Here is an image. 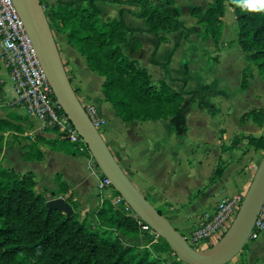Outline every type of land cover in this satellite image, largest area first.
I'll return each mask as SVG.
<instances>
[{"label":"crops","instance_id":"crops-1","mask_svg":"<svg viewBox=\"0 0 264 264\" xmlns=\"http://www.w3.org/2000/svg\"><path fill=\"white\" fill-rule=\"evenodd\" d=\"M41 1L49 6L56 2ZM152 1L158 7L166 3V0ZM174 2L176 6V0ZM188 3L190 5L187 4V11L190 12L194 7L205 9L210 0H188ZM102 4L110 3H96L100 11ZM111 5L117 7L114 18L103 19L101 13L102 21L116 19L121 8L137 11L134 7ZM123 18L129 27H145L143 20L129 14H125ZM183 25V30L173 29L171 33L161 34L166 41L159 46L153 56L159 64L167 63L171 56L167 72L149 62L156 43L155 37L149 34L135 35L140 40L142 48L132 58L144 67L151 77V72L157 74L158 81L153 82L155 85L164 81L176 92L198 91V95L184 110L186 127L181 136L173 133L167 120L130 124L121 122L109 103L104 101L101 92L103 78L89 70L85 59L67 44L64 34L55 30L52 32L67 76L77 91L80 103L94 104L99 115L106 121L101 136L116 161L137 189L150 199L149 202L156 209L163 212L171 225L187 240L201 217L211 215L220 202L236 195H244L262 155L261 151L246 150L245 141L233 150L221 151V148L229 146L235 136H264V126L259 128L251 122L238 123L239 116L252 109L248 108V103L257 97L255 88L259 86L260 89L263 86L254 71L249 88L245 91L240 89L239 83L241 72L246 66V55L239 50L234 41L231 45L222 46L226 43L225 24L218 49L211 41H203L198 37V29L193 18L190 24ZM199 41L200 49H197L196 44ZM176 44L178 46L172 53ZM198 52L207 55L214 65L207 66L205 61H201L200 58L197 60ZM228 54L233 56L231 58L234 64L224 68L223 58ZM179 62L182 64H178ZM175 65L179 66L176 72L173 70ZM2 66L0 64V118L20 125L23 132H0V165L18 174L31 173L39 188L48 187L50 183L58 193L54 198L65 200L71 196L75 210L78 209L82 217L87 213L89 215L95 213L101 205V196L97 191L101 173L88 157L54 150L34 140L35 137H42L47 141L60 138L55 130L45 127L41 121L17 105L13 93L10 98L8 97V85H12V82L7 70ZM195 71L200 72L201 83L192 87L191 75H196ZM171 73L178 75L172 76ZM171 79L173 81H170ZM233 110L236 111L235 116L238 113L239 116L238 122L232 124L227 119ZM188 114H191L194 122L190 129ZM11 115L17 116L19 120H12ZM250 126L259 128L262 135H253L255 129ZM31 144H35L36 149L42 153L41 160L23 159ZM219 161L224 164L222 175L210 183L209 180ZM59 182L67 186L66 193L59 188ZM256 263L264 264V230L255 241L248 243V250L242 253V258L238 256L229 264Z\"/></svg>","mask_w":264,"mask_h":264},{"label":"trees","instance_id":"trees-1","mask_svg":"<svg viewBox=\"0 0 264 264\" xmlns=\"http://www.w3.org/2000/svg\"><path fill=\"white\" fill-rule=\"evenodd\" d=\"M98 2L134 7L137 11L121 8L116 19L102 21L101 11L96 5ZM40 3L51 29L64 34L67 44L85 59L89 70L103 78L101 92L104 101L109 103L121 122L130 124L167 120L176 136L183 134L186 127L184 110L198 91L176 92L164 81L155 85L148 71L132 59L142 48L135 35L149 34L156 39L149 62L167 72L171 56L165 64L157 63L153 56L166 41L162 33L184 29L183 23L178 20L179 11L174 0H169L163 7L156 6L152 0H56L50 6L41 0ZM226 4L234 17V42L246 55V66L239 83L240 89L245 91L250 86L254 71L264 81V13L243 10L235 6L232 0H210L205 9L194 7L189 15L200 29L198 37L211 41L218 49L224 29ZM125 14L143 20L145 27L127 26L123 18ZM11 119L19 120L14 115H11ZM248 122L263 127L264 109L252 108L239 116V123ZM0 132L22 133L23 128L0 118ZM34 140L54 150L90 158L88 151L80 153L67 141H47L42 137H35ZM242 141L246 142V150L264 152V136L252 135L235 136L230 145L222 147L221 151L236 149ZM34 145L31 144L23 155L25 161L43 158ZM223 170L224 164L219 161L209 182H215ZM36 187L31 173L18 174L0 165V264H164L146 248L123 247L117 238L112 237L109 230L125 236L139 233L141 221L131 211L117 209L109 199H105L95 211V226L84 219L79 220L71 196L65 199L74 210L70 217L48 210L45 205L48 200L37 192ZM59 188L63 193L67 192L63 182H59ZM113 196L119 195L113 190ZM157 211L164 216L161 210ZM160 240L166 250L173 254L167 243ZM213 245H208L206 249ZM247 250L248 245H245L240 254ZM173 256V264H184Z\"/></svg>","mask_w":264,"mask_h":264},{"label":"water","instance_id":"water-1","mask_svg":"<svg viewBox=\"0 0 264 264\" xmlns=\"http://www.w3.org/2000/svg\"><path fill=\"white\" fill-rule=\"evenodd\" d=\"M33 46L54 98L85 143L97 169L132 213L163 239L178 261L184 264H229L248 245L250 234L264 205V152L229 227L211 248L194 249L163 215L145 198L120 167L99 131L94 127L61 60L52 29L40 0H12ZM48 210L66 217L72 207L62 198L46 202Z\"/></svg>","mask_w":264,"mask_h":264},{"label":"built area","instance_id":"built-area-1","mask_svg":"<svg viewBox=\"0 0 264 264\" xmlns=\"http://www.w3.org/2000/svg\"><path fill=\"white\" fill-rule=\"evenodd\" d=\"M0 64L9 74L17 105L41 121L45 127L55 130L61 141L73 144L80 153L88 151L85 143L57 104L12 0H0ZM82 106L101 134L106 121L99 115L96 106L90 102H84ZM97 191L101 196V204L103 200L109 199L116 208L124 209L126 212L131 211L119 196H113V188L109 180L102 175L97 184ZM242 198L243 195H236L224 200L215 207L211 215L201 217L189 237L190 243L202 247L218 241L235 216ZM139 226L140 230L156 235L144 223L140 222ZM263 230L264 205L249 241H255Z\"/></svg>","mask_w":264,"mask_h":264},{"label":"rangeland","instance_id":"rangeland-1","mask_svg":"<svg viewBox=\"0 0 264 264\" xmlns=\"http://www.w3.org/2000/svg\"><path fill=\"white\" fill-rule=\"evenodd\" d=\"M168 1L169 0H166V3L161 5V7L166 6L168 4ZM187 4L190 5V3H188V0H176V6L175 7L179 11V21L188 25V24H190V20L192 18L190 17L189 12L187 11ZM116 8L117 7L115 5L102 4L101 5L102 18L103 19H105V18H114L115 13H116V11H115ZM224 24H225V30L224 31H225L226 43L223 44L222 46H225V45L228 46V45H231V44L234 43L233 41L235 40V37H236V28H235V24H234V17H233V14H232V10L227 4H226L225 15H224ZM197 29H198V34H199V32H200L199 27H197ZM199 43H201V41H199L198 44H196V48L197 49H200L199 48ZM228 55H227V57L225 56V58H223V60H224V63H223L224 68H225V66H229V65H233L234 64V60L232 61V58H231L233 56H230V55L228 56ZM199 58L201 59V61H205L207 66H209V65L213 66L214 65L212 60L209 59L207 57V55L203 54L202 52L201 53L198 52V55H197L196 59L198 60ZM181 62H179L178 64H180ZM236 63H237V60H236ZM177 65H175L174 68H173V70H175V72L179 69V66H177ZM2 68H4V66H2ZM151 74H152L153 82H157L158 81L157 74L154 73V72H151ZM195 74L196 75H194V74L191 75V78H192L191 82H193V84L191 85L192 87H194L199 82L201 83L200 72L195 71ZM171 75L172 76H176L178 74L177 73H171ZM198 76H199V78H198ZM257 77L259 78V76H257ZM260 81H261V84H262L263 88L259 89V86H257L255 88L254 92H255V95L257 97L253 98V99H251L249 101L248 108H263L264 109V81H262L261 79H260ZM8 87H9L8 97L10 98L12 96V93L14 94V91L12 89V85H8ZM231 90H233V86H231ZM259 92L262 95L259 94ZM235 113H236V111L233 110L231 115L227 119V120H229L228 121L229 123L232 122V124H233V123H237L238 122L239 113L236 116H235ZM190 115L191 114L187 115L188 116V121H189V129L192 128L193 124H194L193 117H190ZM250 127L255 129V132H252L253 135H255V136L262 135V133L259 132V130H260L259 128L254 127V126H250ZM101 134H102V132H101ZM261 153L263 154V151H261ZM90 159L92 160L91 157H90ZM260 159H261V157H260ZM260 159L258 161H260ZM95 167H96V165H95ZM47 186L48 187H45V188L44 187H42V188L40 187L39 188V186L37 184L36 190H37V192L42 193L47 200H50L52 197L56 196L58 193L55 192V190L52 188L53 186L50 185V183ZM51 192H53V193H51ZM115 197H117V196H115ZM146 198L148 200H150L148 197H146ZM73 205H75V204H73ZM117 209H119V208H117ZM75 211L77 213L79 212L78 209L75 210ZM73 212H74V210H73ZM78 216H79V220H83L84 219L85 222L92 223L93 225L96 226V219H95V213L94 212H92L90 215H89V213H87L83 217L80 215V212H79ZM232 219H231V221H232ZM231 221H230V223H231ZM230 223L228 224V227H229ZM109 231H110L112 237L117 238L119 243L123 247L132 246V247H137V248H146L147 251L153 257H157V258L161 259L164 264H173V262L175 261V258L173 256V254L169 253L166 250V248L164 246V243L160 240V237H157L156 235H154V234H152L150 232H145V231L140 230L139 233L136 234V235L125 236V235H121L118 232H115L114 230H109ZM187 240L190 243L189 238H187ZM216 243H217V241L214 242L213 244H216ZM190 244L192 246L196 247L199 250H205L207 248V245L202 246L203 249H200V246L194 245L192 243H190ZM239 257L242 258V254H240ZM256 264H259V263H256Z\"/></svg>","mask_w":264,"mask_h":264},{"label":"clouds","instance_id":"clouds-1","mask_svg":"<svg viewBox=\"0 0 264 264\" xmlns=\"http://www.w3.org/2000/svg\"><path fill=\"white\" fill-rule=\"evenodd\" d=\"M232 3L252 13H264V0H232Z\"/></svg>","mask_w":264,"mask_h":264}]
</instances>
